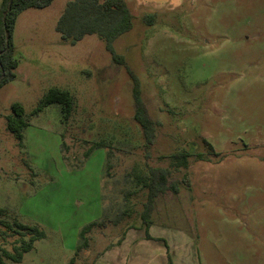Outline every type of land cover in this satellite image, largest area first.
<instances>
[{
	"label": "rangeland",
	"instance_id": "rangeland-1",
	"mask_svg": "<svg viewBox=\"0 0 264 264\" xmlns=\"http://www.w3.org/2000/svg\"><path fill=\"white\" fill-rule=\"evenodd\" d=\"M67 1L27 8L15 22V78L0 87V220L46 236L6 264H132L119 245L127 231L146 232L138 178L182 150L191 155L172 173L179 189L156 198L148 229L169 245L168 264H264V0H127L133 26L114 41L126 65L97 34L61 36ZM125 66L155 121L150 144ZM53 88L74 95L71 114L57 104L32 114ZM16 103L28 122L22 145L6 126ZM96 140L110 147L85 158ZM94 220L102 224L77 249Z\"/></svg>",
	"mask_w": 264,
	"mask_h": 264
},
{
	"label": "trees",
	"instance_id": "trees-1",
	"mask_svg": "<svg viewBox=\"0 0 264 264\" xmlns=\"http://www.w3.org/2000/svg\"><path fill=\"white\" fill-rule=\"evenodd\" d=\"M51 2L52 0H2L0 8V87L15 78L14 68L17 62L13 57V32L17 16L27 8L44 7ZM153 16V14L147 15L146 22L152 23ZM133 18L127 0H69L57 21L56 30L64 39H69L72 43H76L87 34H97L103 40L114 62L126 65L124 56L116 53L114 41L132 28ZM125 67L133 80L134 119L141 126L146 142L150 144L155 136V121L151 118L142 97L138 77L128 66ZM51 104L59 105L64 117L67 118L75 107V97L67 89H50L39 99L37 108L32 114L36 115L41 108ZM12 111L13 113L6 116V126L15 135L19 145H22L24 130L28 122L20 104H14ZM101 147L110 146L106 140L93 141L85 150L84 157L88 158L95 149ZM190 155L189 151H177L170 155L167 167L150 166L148 174L138 178V182L143 183L148 191L141 213V221L146 228L147 238H151L148 229L152 224L151 215L156 198L168 189L178 191L179 181L172 178V173L176 169H186ZM3 212L4 209L0 207V213ZM100 224L102 222L94 220L82 227L79 235L83 241H79L77 249L88 246L87 233ZM0 225L2 242L0 244V264H6L5 259L21 261L24 254L33 248L35 241L46 236L45 231L36 224L23 223L18 220L12 222L0 220ZM72 261L71 259L69 264Z\"/></svg>",
	"mask_w": 264,
	"mask_h": 264
},
{
	"label": "crops",
	"instance_id": "crops-1",
	"mask_svg": "<svg viewBox=\"0 0 264 264\" xmlns=\"http://www.w3.org/2000/svg\"><path fill=\"white\" fill-rule=\"evenodd\" d=\"M145 1L149 3H159V2H165L166 0H145ZM145 233H146L145 231L140 233L139 232L136 233L134 231H127L125 238L123 239L122 243L119 245L120 247L125 245V248L123 250L125 251L123 253L124 260L127 261L129 257L130 260L133 262L132 264H138L139 261L141 262L143 260L144 261L150 260L152 261L151 264H153V262H156V264H168L169 253L171 252L169 245H167L166 241L163 239L162 236L159 235V233L153 234L148 232L151 235V238H147ZM154 238L156 239L160 238V239L155 240ZM156 241L163 243L164 248L155 245L157 243ZM130 248H133L132 249L133 252L128 253V250L130 252ZM171 258L173 259V256ZM183 261L184 259L182 258L181 262Z\"/></svg>",
	"mask_w": 264,
	"mask_h": 264
}]
</instances>
